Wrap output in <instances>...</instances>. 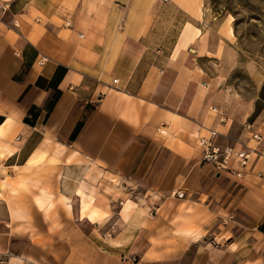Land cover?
I'll use <instances>...</instances> for the list:
<instances>
[{
    "label": "crops",
    "instance_id": "1",
    "mask_svg": "<svg viewBox=\"0 0 264 264\" xmlns=\"http://www.w3.org/2000/svg\"><path fill=\"white\" fill-rule=\"evenodd\" d=\"M163 5L188 18L169 43ZM204 9L0 0V264H264V160L243 179L201 162L209 130L237 148L264 132V110L229 122L212 97L230 38L208 37Z\"/></svg>",
    "mask_w": 264,
    "mask_h": 264
},
{
    "label": "rangeland",
    "instance_id": "2",
    "mask_svg": "<svg viewBox=\"0 0 264 264\" xmlns=\"http://www.w3.org/2000/svg\"><path fill=\"white\" fill-rule=\"evenodd\" d=\"M204 13L203 27L210 39L215 42L222 32L230 38L223 44L224 53L218 54L219 63H209L206 67L209 78L221 83L212 97L219 101V109L229 122L234 116H241L245 107L255 104V113L249 119L252 123L255 115L264 110L261 94L264 88V0H205ZM159 15L162 19L157 35L166 36L169 43V38L178 34L188 18L167 5H163ZM171 15L175 21L170 19ZM226 50L233 52L235 64L225 71L222 63ZM206 51L204 40L201 53Z\"/></svg>",
    "mask_w": 264,
    "mask_h": 264
},
{
    "label": "built area",
    "instance_id": "3",
    "mask_svg": "<svg viewBox=\"0 0 264 264\" xmlns=\"http://www.w3.org/2000/svg\"><path fill=\"white\" fill-rule=\"evenodd\" d=\"M118 81L115 80L116 84ZM251 125L247 128L251 130ZM250 140L255 143L254 147L241 145L240 148L221 147L216 141L219 133L215 130H209V136L198 139V146L201 148V162L203 165L211 167L215 174L229 173L239 179H243L247 173L246 170L254 164L264 160V132L251 131ZM178 199H184L185 193L177 192L173 194ZM135 261V259H132Z\"/></svg>",
    "mask_w": 264,
    "mask_h": 264
},
{
    "label": "trees",
    "instance_id": "4",
    "mask_svg": "<svg viewBox=\"0 0 264 264\" xmlns=\"http://www.w3.org/2000/svg\"><path fill=\"white\" fill-rule=\"evenodd\" d=\"M67 69L60 67L52 81V86L57 89L58 84L60 83V81H62L64 75L66 74ZM60 96L59 92H56L53 99L49 102L47 110L48 113H50L52 111V109L54 108L56 102L58 101ZM35 110H33L30 115H32V118H26L25 119V123L34 126L35 125V121L38 118V114L36 112H34ZM3 118H0V124L2 123ZM80 128H78L75 132V134L72 136V139H75L76 135L78 134Z\"/></svg>",
    "mask_w": 264,
    "mask_h": 264
},
{
    "label": "bare ground",
    "instance_id": "5",
    "mask_svg": "<svg viewBox=\"0 0 264 264\" xmlns=\"http://www.w3.org/2000/svg\"><path fill=\"white\" fill-rule=\"evenodd\" d=\"M192 52H195L194 50H191Z\"/></svg>",
    "mask_w": 264,
    "mask_h": 264
},
{
    "label": "water",
    "instance_id": "6",
    "mask_svg": "<svg viewBox=\"0 0 264 264\" xmlns=\"http://www.w3.org/2000/svg\"><path fill=\"white\" fill-rule=\"evenodd\" d=\"M192 52V51H191ZM192 53H195V52H192Z\"/></svg>",
    "mask_w": 264,
    "mask_h": 264
}]
</instances>
